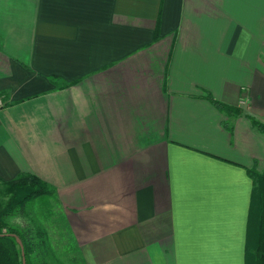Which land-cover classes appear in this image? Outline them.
I'll return each mask as SVG.
<instances>
[{
    "label": "crops",
    "instance_id": "obj_1",
    "mask_svg": "<svg viewBox=\"0 0 264 264\" xmlns=\"http://www.w3.org/2000/svg\"><path fill=\"white\" fill-rule=\"evenodd\" d=\"M249 115L264 0H0V178L56 187L66 264H245Z\"/></svg>",
    "mask_w": 264,
    "mask_h": 264
},
{
    "label": "trees",
    "instance_id": "obj_2",
    "mask_svg": "<svg viewBox=\"0 0 264 264\" xmlns=\"http://www.w3.org/2000/svg\"><path fill=\"white\" fill-rule=\"evenodd\" d=\"M207 97L227 114L225 125L231 129L232 117L240 112L239 108L221 102L209 92ZM248 117L255 128L264 132V121L251 115ZM247 172L253 180V189L246 230L245 264H264V171L258 170L255 162ZM0 180L10 193L6 205L0 203V264H24L16 235L23 242L26 264H66L56 254L44 226L33 219L21 226L6 220V217L27 215V207L37 197L47 195L57 199L56 187L30 171H22L9 180Z\"/></svg>",
    "mask_w": 264,
    "mask_h": 264
},
{
    "label": "rangeland",
    "instance_id": "obj_3",
    "mask_svg": "<svg viewBox=\"0 0 264 264\" xmlns=\"http://www.w3.org/2000/svg\"><path fill=\"white\" fill-rule=\"evenodd\" d=\"M9 198L10 193L6 192L0 180V203L6 205ZM56 202L55 198L47 195L37 197L27 207V215L6 217V220L9 223L21 226L33 219L35 223L44 226L48 231L50 242L56 254L64 261L69 259L70 255L75 254L72 253L74 243L66 236V231L60 218V209L56 207Z\"/></svg>",
    "mask_w": 264,
    "mask_h": 264
},
{
    "label": "water",
    "instance_id": "obj_4",
    "mask_svg": "<svg viewBox=\"0 0 264 264\" xmlns=\"http://www.w3.org/2000/svg\"><path fill=\"white\" fill-rule=\"evenodd\" d=\"M16 239L22 249V255H23V263L26 264V261H25V252H24V245H23V242L21 241V239L19 238V236L16 235Z\"/></svg>",
    "mask_w": 264,
    "mask_h": 264
},
{
    "label": "built area",
    "instance_id": "obj_5",
    "mask_svg": "<svg viewBox=\"0 0 264 264\" xmlns=\"http://www.w3.org/2000/svg\"><path fill=\"white\" fill-rule=\"evenodd\" d=\"M244 102H245V99L242 97L240 100V103H244Z\"/></svg>",
    "mask_w": 264,
    "mask_h": 264
}]
</instances>
